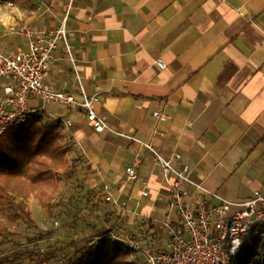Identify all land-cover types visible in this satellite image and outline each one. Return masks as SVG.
Instances as JSON below:
<instances>
[{
  "label": "crops",
  "instance_id": "obj_1",
  "mask_svg": "<svg viewBox=\"0 0 264 264\" xmlns=\"http://www.w3.org/2000/svg\"><path fill=\"white\" fill-rule=\"evenodd\" d=\"M12 6L10 27L0 28L5 53L24 49L28 31L56 29L67 14L70 57L59 45L44 83L78 99L81 89L96 98L93 111L122 136L95 133L82 111L38 98L29 104L44 107L41 123L56 127L70 154L80 157L85 186L102 196L108 184L125 207L107 204L148 221L154 243L164 233L167 190L152 155L127 137L166 159L179 154L191 178L220 200L243 202L264 191V0H23ZM3 86L0 80V96ZM136 157L132 182L125 169ZM142 182L149 184L148 197L140 194ZM183 187L193 211L220 203Z\"/></svg>",
  "mask_w": 264,
  "mask_h": 264
},
{
  "label": "built area",
  "instance_id": "obj_2",
  "mask_svg": "<svg viewBox=\"0 0 264 264\" xmlns=\"http://www.w3.org/2000/svg\"><path fill=\"white\" fill-rule=\"evenodd\" d=\"M66 21L67 14L56 29L28 31L24 49L15 53L0 51V80L4 82L0 96V137L7 130L37 117L44 109L31 106L29 101L32 98L40 99L43 104L53 103L82 111L95 133L109 131L122 136L110 128L105 115L93 111L96 98L87 97L81 89V98L78 99L72 93L57 91L44 83L52 55L59 45L70 57ZM156 63L164 67L160 61ZM153 115L160 118L157 112ZM60 122L66 129L72 125L68 119ZM127 138L152 155L160 169L161 183L167 190L161 240L149 245L127 238L125 247L130 254L143 256L146 264H229L251 240L264 243V191L255 192L243 202L220 200L191 178L190 168L180 163L179 154L166 159L149 144L134 137ZM139 163V157H136L134 163L125 169L129 181H137ZM184 185L203 191L208 201L216 199L220 203L193 211L189 207L190 194ZM141 187V196L148 197L149 184L142 182ZM101 192L106 203L124 209L125 203L119 202L108 184L102 185ZM116 240L119 242L118 238Z\"/></svg>",
  "mask_w": 264,
  "mask_h": 264
},
{
  "label": "rangeland",
  "instance_id": "obj_3",
  "mask_svg": "<svg viewBox=\"0 0 264 264\" xmlns=\"http://www.w3.org/2000/svg\"><path fill=\"white\" fill-rule=\"evenodd\" d=\"M22 1L0 0V28L6 29L10 25L12 4ZM55 141L64 154L54 177L27 193V190L24 191L27 183L21 181L15 187L23 190L21 194L17 190L12 192L16 203H23L30 213L35 228L28 227L23 221L12 222L1 218L0 259H12L14 255L22 254L23 258L15 264H36L42 255L52 254L49 262L42 264H67L76 251H94L97 240L90 237L101 231L105 233V238L114 242L118 238L116 243H121L124 248L127 238L152 245L154 237L148 221H137L134 217L121 216L117 210H112L95 189H88L83 183V168L76 164L80 157L74 158L70 154L68 141L57 132ZM255 253L252 263L262 259L264 243L257 244ZM127 261L130 264H146L143 256L130 253Z\"/></svg>",
  "mask_w": 264,
  "mask_h": 264
},
{
  "label": "trees",
  "instance_id": "obj_4",
  "mask_svg": "<svg viewBox=\"0 0 264 264\" xmlns=\"http://www.w3.org/2000/svg\"><path fill=\"white\" fill-rule=\"evenodd\" d=\"M55 139L56 127L42 125L38 117L7 130L0 137V220L23 221L28 227L35 228L30 213L23 203H16L12 192L23 191L15 188L21 181L27 183L24 188L27 193L54 177L64 154ZM149 230H153L152 225ZM90 238L97 240L94 251H76L67 264H130L127 261L129 250L121 243L105 238L103 231ZM257 244V240L248 242L244 246L246 250L242 248L229 264H264V255L260 261L252 263ZM51 257L52 254H44L36 264L49 262ZM22 258V254L14 255L12 259L2 258L0 264H15Z\"/></svg>",
  "mask_w": 264,
  "mask_h": 264
}]
</instances>
